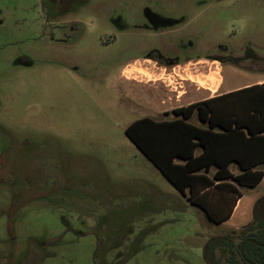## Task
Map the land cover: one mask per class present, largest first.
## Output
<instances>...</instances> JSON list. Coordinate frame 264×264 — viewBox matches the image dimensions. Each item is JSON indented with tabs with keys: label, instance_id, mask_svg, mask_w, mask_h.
Wrapping results in <instances>:
<instances>
[{
	"label": "rangeland",
	"instance_id": "1",
	"mask_svg": "<svg viewBox=\"0 0 264 264\" xmlns=\"http://www.w3.org/2000/svg\"><path fill=\"white\" fill-rule=\"evenodd\" d=\"M152 54L208 58L199 66L217 80L224 65L227 84L264 79V0H0L1 253L207 264V238L234 221L210 222L125 132L171 117L163 96L196 70L168 76Z\"/></svg>",
	"mask_w": 264,
	"mask_h": 264
},
{
	"label": "trees",
	"instance_id": "2",
	"mask_svg": "<svg viewBox=\"0 0 264 264\" xmlns=\"http://www.w3.org/2000/svg\"><path fill=\"white\" fill-rule=\"evenodd\" d=\"M196 111L209 128L187 121ZM173 113L183 117H141L125 132L210 222L221 223L243 194L238 186L254 187L264 177V170L257 168L264 164V83L176 108ZM216 127L220 130H213ZM198 146L204 150L196 155ZM233 163L240 169L237 174L230 168ZM212 166L217 170L211 177L206 172ZM227 193L236 196L228 210L221 202ZM203 259L207 264H264V194L256 200L249 223L207 238ZM95 260L102 264L97 255Z\"/></svg>",
	"mask_w": 264,
	"mask_h": 264
},
{
	"label": "crops",
	"instance_id": "3",
	"mask_svg": "<svg viewBox=\"0 0 264 264\" xmlns=\"http://www.w3.org/2000/svg\"><path fill=\"white\" fill-rule=\"evenodd\" d=\"M205 60L206 58H198V59L186 60L184 62H177L173 64L172 63L163 64V69L167 70L168 76H173L177 68L189 67V65L191 64L197 66H195L194 68L196 70L192 72V77L190 75L179 74V78L177 79L178 82L175 87L177 91L172 94L166 93L165 94L166 96H163V112L171 111L170 114H172V116L157 120L183 117L182 115L180 116L175 115L173 113V110L176 108L186 107L195 102L205 101L212 97L222 95L231 91H235L241 88L264 83V79H258L257 81H250L242 84L241 83L227 84L226 77L224 76V69H225L224 65L220 67L221 71L219 73L221 78L220 79L216 78L217 80H213L211 78V74L213 71L211 69L206 70L205 67L199 66L200 63ZM215 61L216 60H214L213 62ZM214 68H217V66H215ZM187 121L201 128H209V122H205L201 120L197 111L190 118H188ZM213 130L219 131L220 128L216 127L213 128ZM203 150L204 148L202 146H198L195 150V154L199 155L203 152ZM222 155H228V153L224 152L222 153ZM230 168L236 174L240 172V169L236 163L231 164ZM257 168L264 170V164L258 165ZM216 170L217 167L212 166L211 169L206 173L212 177ZM262 184H264V177L254 187L238 186L243 194L240 197H238L231 216L218 224L221 225L229 221H234V224L232 225L231 228L239 229V227H242L245 224L249 223L253 218V206L256 200L264 194V192H257L256 194L253 195L250 194V192L256 191ZM173 186L175 185L173 184ZM175 188L179 192H181L176 186ZM181 194L188 200L186 195H184L182 192ZM188 201L190 202V200ZM250 209H252V216L250 215ZM5 252L6 253L0 252V256H8L6 262H8L9 264H46L47 262L48 264H56L54 259L58 258L59 256L58 251H46L41 249L6 250ZM17 256H24L26 258H21V259L15 258Z\"/></svg>",
	"mask_w": 264,
	"mask_h": 264
},
{
	"label": "flooded vegetation",
	"instance_id": "4",
	"mask_svg": "<svg viewBox=\"0 0 264 264\" xmlns=\"http://www.w3.org/2000/svg\"><path fill=\"white\" fill-rule=\"evenodd\" d=\"M147 16V15H146ZM206 59H208V58H206ZM138 60H140V59H135L134 60V62H136V61H138ZM142 60H144V61H150V60H153V61H155V62H157V63H159V65H163L165 62H163V60L161 59V58H159V57H157V56H155V55H149L148 57H144ZM215 60V58H213V61ZM170 63H172V62H170ZM173 64V63H172ZM149 80H152V79H149ZM35 249H40V248H35ZM7 250H18V249H13V248H11V249H7ZM23 250V249H22ZM41 250H45V249H41ZM46 251H48V250H46Z\"/></svg>",
	"mask_w": 264,
	"mask_h": 264
},
{
	"label": "bare ground",
	"instance_id": "5",
	"mask_svg": "<svg viewBox=\"0 0 264 264\" xmlns=\"http://www.w3.org/2000/svg\"><path fill=\"white\" fill-rule=\"evenodd\" d=\"M216 76H217V78H218L219 75L217 74Z\"/></svg>",
	"mask_w": 264,
	"mask_h": 264
}]
</instances>
